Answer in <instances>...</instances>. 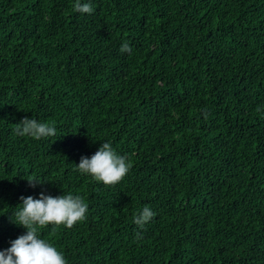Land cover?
<instances>
[{"label": "trees", "instance_id": "trees-1", "mask_svg": "<svg viewBox=\"0 0 264 264\" xmlns=\"http://www.w3.org/2000/svg\"><path fill=\"white\" fill-rule=\"evenodd\" d=\"M81 2L0 0V251L21 197L72 194L86 219L40 233L67 264H264V0ZM106 142L115 186L77 170Z\"/></svg>", "mask_w": 264, "mask_h": 264}, {"label": "clouds", "instance_id": "clouds-1", "mask_svg": "<svg viewBox=\"0 0 264 264\" xmlns=\"http://www.w3.org/2000/svg\"><path fill=\"white\" fill-rule=\"evenodd\" d=\"M73 10L82 14H92L94 8L90 2L75 0ZM121 53H131L132 49L127 41L120 48ZM16 135L41 140L56 135V129L47 123L35 119L24 118L14 129ZM127 156L118 155L109 143H103L90 158L81 157L77 170L96 182L105 186H115L121 182L131 168ZM29 185L35 187L43 184L36 178L27 180ZM22 204L15 212L14 224L26 230L24 235L11 241V246L0 251V264H67L62 252L51 243L40 238L41 230L49 225L61 226L71 229L78 222L86 219L88 205L80 195L63 194L57 197L41 193L39 198L21 197ZM155 213L145 206L134 215L133 223L143 229ZM137 233V239L140 238Z\"/></svg>", "mask_w": 264, "mask_h": 264}]
</instances>
